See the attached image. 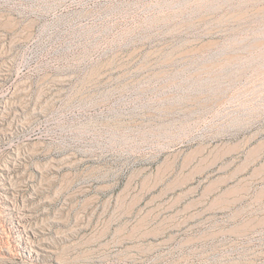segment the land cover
<instances>
[{"label":"rangeland","instance_id":"rangeland-1","mask_svg":"<svg viewBox=\"0 0 264 264\" xmlns=\"http://www.w3.org/2000/svg\"><path fill=\"white\" fill-rule=\"evenodd\" d=\"M0 264H264V0H0Z\"/></svg>","mask_w":264,"mask_h":264}]
</instances>
